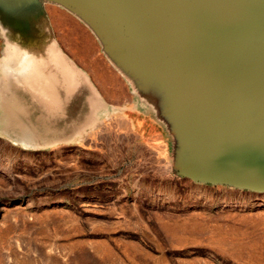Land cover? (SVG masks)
I'll use <instances>...</instances> for the list:
<instances>
[{"label":"rangeland","instance_id":"1","mask_svg":"<svg viewBox=\"0 0 264 264\" xmlns=\"http://www.w3.org/2000/svg\"><path fill=\"white\" fill-rule=\"evenodd\" d=\"M5 7L0 11L6 14L29 11ZM30 11L35 17L39 9ZM5 18L0 38L12 29ZM34 24L47 29L41 17ZM133 24L142 35L143 23ZM121 39L110 47L126 50L119 66L102 54L126 80L124 70L134 72L137 98L131 108L110 109L83 77L77 101L69 102L74 103L66 139L62 132V140L46 147L0 139L6 145L0 142V264H264L263 194L188 181L176 188L172 162L156 164L149 140L162 137L166 157L173 154L172 137L154 104L164 90L158 83L146 85L155 101L143 99L148 69L142 54ZM148 39L160 49L159 36ZM194 60L199 61L197 53ZM241 69L248 75L246 66ZM189 76L221 77L217 72L197 77L195 71ZM140 116L152 130L143 137V165L137 163L139 147L123 138L131 122L141 123ZM157 173L162 186L153 180Z\"/></svg>","mask_w":264,"mask_h":264},{"label":"crops","instance_id":"2","mask_svg":"<svg viewBox=\"0 0 264 264\" xmlns=\"http://www.w3.org/2000/svg\"><path fill=\"white\" fill-rule=\"evenodd\" d=\"M4 1L10 6H28L29 11L9 12L5 19L13 22L12 29L3 31L0 38L2 141L18 147H46L48 141L62 140V132L66 139L68 109L78 99L83 77L89 79L92 91L99 96L102 93L110 109L133 106L137 98L133 84L121 77L102 54L95 29L99 20L110 17H100L96 0H60V5L43 2L42 19L47 26L43 30L36 29L34 24L39 15L34 17L30 10L35 5L27 3L28 0ZM108 1L113 14L117 5L116 12L124 20H131L127 11L137 12V19H143V36H159L162 47L173 46V39L179 38L198 51L214 23L225 51L220 61L224 67L245 45L254 41L264 43V2L244 12L238 11L239 4L228 0ZM243 25L249 28L243 29ZM53 52L69 67L72 87L67 85L61 69L53 65ZM203 85L181 102L173 101V109L185 111V116L195 124L193 135L178 142L180 166L178 174L172 172L171 176L175 187L182 181L215 187L214 182H228L238 174L252 175L264 187V77L209 78ZM139 118L141 123L131 122V128L123 131V138L139 147L141 155L137 163L143 165V137L152 130L143 127V116ZM2 146L6 147L3 143ZM147 147L156 164L173 161L172 155L166 157L162 137L149 140ZM154 176L153 180L162 186L163 175ZM223 186L264 195V191L245 186Z\"/></svg>","mask_w":264,"mask_h":264},{"label":"water","instance_id":"3","mask_svg":"<svg viewBox=\"0 0 264 264\" xmlns=\"http://www.w3.org/2000/svg\"><path fill=\"white\" fill-rule=\"evenodd\" d=\"M31 5L38 7L37 17H43V2H55L60 5V0H28ZM100 17H112L110 20H99L95 32L102 45V51L107 57L119 66L120 55L124 52L111 51L110 47L116 42L117 37H122L120 41H125L128 44L132 43L140 54L143 56V67L147 68L148 71L144 72L147 76L143 75V86L146 85L155 86L159 84L161 95L159 100L154 103V95L151 91L143 90V99L148 102H153L157 105V117L160 118L167 126V130L172 137L173 147V161H172V172L178 174L177 170L180 166L179 158L181 157L180 150L178 148V142L184 137L193 135L195 124L192 118L185 116V111H178L173 109V101H177L187 98L188 93L195 92V90L203 88V83L209 81V78L192 79L189 76V72L195 71L197 77H209L211 73L217 72L221 77L225 76H251V77H264V43H257V41L250 42L242 48V51L238 56L228 60V66L220 64L221 57L224 54V47L220 44L221 36H219V28L211 23L212 26L207 30V36L205 37L204 47L200 45L198 51L194 47L187 44L185 41L179 38L173 39V46L167 45L161 46L160 49L154 46L153 42L148 38L138 33V29L134 27L133 22H142L143 19H137V12L127 11L130 13L131 20H124L117 12V5L115 6V13L113 14L112 6L108 4V0H96ZM229 2V1H228ZM264 0H244L242 2H233L240 5L238 11L250 12L252 6L257 7L259 3ZM231 3V2H229ZM6 2L0 0V10L5 8ZM66 7V6H63ZM6 13L0 11V24L4 19ZM243 29L249 28L247 25L242 26ZM251 41V38H246ZM171 40V38H168ZM161 42V41H160ZM204 48V49H203ZM229 52V50H228ZM199 56V61L195 62V55ZM211 56V57H210ZM215 57V58H212ZM240 62L239 64L237 63ZM243 66H246L248 75H243ZM126 68V67H125ZM125 76L136 86L134 72L131 68H127L123 72ZM211 78V77H210ZM191 82L192 84H187ZM239 175V176H238ZM234 177L228 182L225 180H219L214 182L215 185H230L234 188L248 187L254 191H264V187L261 182L255 180L250 175ZM242 180V181H241Z\"/></svg>","mask_w":264,"mask_h":264},{"label":"bare ground","instance_id":"4","mask_svg":"<svg viewBox=\"0 0 264 264\" xmlns=\"http://www.w3.org/2000/svg\"><path fill=\"white\" fill-rule=\"evenodd\" d=\"M7 4V3H6ZM120 38V37H119ZM117 44V43H116ZM57 47V46H56ZM126 47V46H125ZM58 49V48H57ZM115 49V48H114ZM117 49V48H116ZM125 49V48H124ZM118 50V49H117ZM116 50V51H117ZM130 50H131V48H130ZM129 50V51H130ZM51 51H52V49H51ZM124 51H126V50H124ZM61 52V51H60ZM68 54V53H67ZM76 54V53H75ZM123 54V53H122ZM125 54V53H124ZM123 54V55H124ZM77 55V54H76ZM63 56V55H62ZM71 56V55H70ZM75 56V55H74ZM79 56V55H78ZM60 57L58 56V54H56L55 52H53V65L54 66H56V67H58L59 69H61V71H62V73L64 74V76H65V80H66V83H67V85L69 86V88L70 87H72L73 85V83H72V81H73V79H72V73L70 72V70H69V67L67 66V65H65L63 62L61 63L60 62ZM64 61H66L65 59H64ZM78 61V60H77ZM68 63V62H67ZM80 63V62H79ZM70 64V63H69ZM72 66V65H71ZM24 82V81H23ZM34 91V90H33ZM57 99V98H56ZM93 101V100H92ZM41 106V105H40ZM49 111V110H48ZM48 116V115H47ZM46 117V116H45ZM54 118V117H53ZM41 120H43V119H41ZM53 120V119H52ZM58 120V119H57ZM73 123V122H72ZM59 136H60V134H59ZM58 137V136H57Z\"/></svg>","mask_w":264,"mask_h":264}]
</instances>
